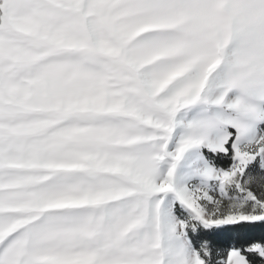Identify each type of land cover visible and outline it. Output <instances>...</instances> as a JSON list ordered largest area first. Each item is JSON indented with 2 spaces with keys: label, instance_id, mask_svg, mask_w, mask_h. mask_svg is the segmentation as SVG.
Here are the masks:
<instances>
[{
  "label": "snow or ice",
  "instance_id": "obj_1",
  "mask_svg": "<svg viewBox=\"0 0 264 264\" xmlns=\"http://www.w3.org/2000/svg\"><path fill=\"white\" fill-rule=\"evenodd\" d=\"M0 264H264V0H0Z\"/></svg>",
  "mask_w": 264,
  "mask_h": 264
}]
</instances>
